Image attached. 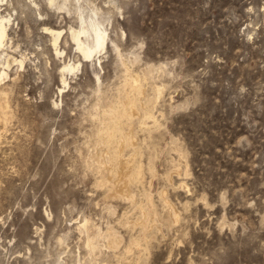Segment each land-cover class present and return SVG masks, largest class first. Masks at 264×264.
Here are the masks:
<instances>
[{
	"label": "rangeland",
	"instance_id": "obj_1",
	"mask_svg": "<svg viewBox=\"0 0 264 264\" xmlns=\"http://www.w3.org/2000/svg\"><path fill=\"white\" fill-rule=\"evenodd\" d=\"M0 13V264H264V0H0ZM80 15L106 31L87 61L68 32ZM45 27L65 29L59 52ZM125 97L141 177L119 197L97 132Z\"/></svg>",
	"mask_w": 264,
	"mask_h": 264
},
{
	"label": "bare ground",
	"instance_id": "obj_2",
	"mask_svg": "<svg viewBox=\"0 0 264 264\" xmlns=\"http://www.w3.org/2000/svg\"><path fill=\"white\" fill-rule=\"evenodd\" d=\"M49 1H53V0H49ZM80 20H81V26L79 28H70V30L68 32H70L71 39L74 41V43H75L74 45H76V49L82 54V60L87 61V59L90 58L94 53H96L98 50H101L107 46V44L105 42V37H106L105 32L106 31L103 27H101L100 23L95 18H93L91 16L85 17L83 15H80ZM7 22H8V19L0 13V58H1L2 50L4 49V46L6 45V40L9 36L8 29H7ZM45 30H46V32H49L52 35V45L54 46V49L56 50V52H59L58 51L59 49L57 50V47H56V46H58L57 41L65 29L63 30L61 28L60 29H53V28L45 27ZM3 55L4 54H2V56ZM80 62H78V63H80ZM5 63H6V66H8L7 60L5 61ZM72 68H73V66L69 65V64H64L62 66V70L72 69ZM3 74H5L4 71L0 72V79H1ZM129 75L132 76L131 74H129ZM132 78L133 79L131 81L133 83H132V86L130 87V88H132V90H133V88H136V90H137V88H140L143 86V85L141 86L140 82H138V79H136V78L134 79V76H132ZM62 80H63V82H65L64 79H62ZM126 81H128V80H126ZM124 85L125 84H123V86ZM124 87H126V86H124ZM130 93H132V91ZM121 97H122V94H121ZM132 100L134 101L133 98H132ZM148 100H150V99H148ZM129 101L130 100L129 99L127 100L125 97L124 101L119 102L116 105H110V106H108V109L104 110V112L102 111L103 113H102L101 126L97 132V135L100 139V145L104 148L103 149L104 151L101 153L100 158L99 159L97 158L96 161L98 163L102 164V166L106 172V175L104 173V176L105 177L108 176V178L112 179V182L114 181L115 188H114V190H112L114 192V193L112 192V194H115L116 196H119V197H125L127 194H129L128 193L129 192V183L127 180V177H129L128 175L133 173L135 179H137V180H139V178L141 177V167L135 168V166H134L135 165V160H134L135 154H133V153L135 152V150L137 148V145L135 142L136 139L134 138L131 130L127 131L122 127L124 120H128V119L130 120L131 118L135 117L139 113V112H137L136 108L134 107V103L132 104ZM147 103H150V101ZM144 104L147 105L146 102L143 103V105ZM145 109H147V108H145ZM146 114L149 115L150 113L147 111ZM146 117H147V115H146ZM142 122H143V120H142ZM129 148H131L133 150V151L131 150L130 153H132V152L133 153L125 157L124 151L126 149H129ZM137 166H138V164H137ZM148 200H149V198H148ZM145 205H146V203H145ZM149 209H147V210H149ZM139 210L142 211V209H139ZM150 210H152V209H150ZM150 210H149V212H150ZM153 212H152V214H154ZM174 217H176V216H174ZM148 223L150 224V222H148ZM84 224H85V222H84ZM82 225H83V223H82ZM94 236H96V235H94ZM94 238L93 239L89 238V237L87 238L86 244L90 248L94 247V243H95ZM115 241H116V239H115Z\"/></svg>",
	"mask_w": 264,
	"mask_h": 264
}]
</instances>
